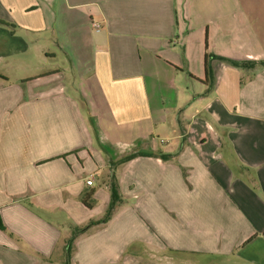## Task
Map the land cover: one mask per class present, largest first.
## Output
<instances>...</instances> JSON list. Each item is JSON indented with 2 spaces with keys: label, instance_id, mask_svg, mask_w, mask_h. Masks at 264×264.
I'll use <instances>...</instances> for the list:
<instances>
[{
  "label": "crops",
  "instance_id": "1",
  "mask_svg": "<svg viewBox=\"0 0 264 264\" xmlns=\"http://www.w3.org/2000/svg\"><path fill=\"white\" fill-rule=\"evenodd\" d=\"M263 36L264 0H0V264H62L111 174L70 264H264V67L212 57Z\"/></svg>",
  "mask_w": 264,
  "mask_h": 264
},
{
  "label": "trees",
  "instance_id": "2",
  "mask_svg": "<svg viewBox=\"0 0 264 264\" xmlns=\"http://www.w3.org/2000/svg\"><path fill=\"white\" fill-rule=\"evenodd\" d=\"M205 57L207 59L208 55H205ZM212 57L214 59L219 60L220 62H222L224 64L238 68L240 71H242L248 77L253 76V73H255V71L257 69L264 67V61H253V60H240V61H238V60H233V59H229V58H225V57H221V56H212ZM0 77L3 78L2 76H0ZM138 156H151V157L160 156V157L164 158L165 155H162L159 153H150V152H136V153H131V154H128V155L122 157L119 160V163H124V162L130 161V160H132ZM108 179H109L108 180V189H109V194H110V201H109V205H108L106 212L104 213V215L102 216L101 219H99L97 221H88V223L86 225L73 229L71 237L66 241L65 259H64V262L62 264H70V257H71V253H72L73 240L78 235L85 233L93 225H99V224L106 223L110 219L113 212L117 209V207H119L123 203V200L121 199V195L119 192V184H118V181L115 178L114 174L109 175ZM92 197H93V192L90 191V192L84 194L81 198L82 204L88 209L92 208L95 204V200Z\"/></svg>",
  "mask_w": 264,
  "mask_h": 264
},
{
  "label": "rangeland",
  "instance_id": "3",
  "mask_svg": "<svg viewBox=\"0 0 264 264\" xmlns=\"http://www.w3.org/2000/svg\"><path fill=\"white\" fill-rule=\"evenodd\" d=\"M247 21H249V19H247ZM241 38H242V41L244 42L243 49H246V50L247 49H255L254 47L259 46L260 42H259V40L257 38H256L257 39L256 40L254 36H251V35L249 36V34H246V36H242ZM262 43H264V41ZM65 66H66V69H67L68 68L67 64H65ZM84 225H86V224H84ZM71 256H72V254H71ZM70 263H71V257H70Z\"/></svg>",
  "mask_w": 264,
  "mask_h": 264
},
{
  "label": "built area",
  "instance_id": "4",
  "mask_svg": "<svg viewBox=\"0 0 264 264\" xmlns=\"http://www.w3.org/2000/svg\"><path fill=\"white\" fill-rule=\"evenodd\" d=\"M91 27L94 29L96 32L100 29V24L98 22L92 21L91 22ZM92 184V178L88 179L86 181V185L90 186Z\"/></svg>",
  "mask_w": 264,
  "mask_h": 264
}]
</instances>
